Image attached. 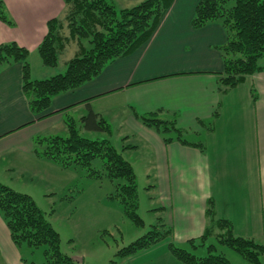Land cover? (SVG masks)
Segmentation results:
<instances>
[{"label":"crops","instance_id":"1","mask_svg":"<svg viewBox=\"0 0 264 264\" xmlns=\"http://www.w3.org/2000/svg\"><path fill=\"white\" fill-rule=\"evenodd\" d=\"M4 1L15 26L0 20V44L16 41L32 57L47 33L48 20L61 14L64 2ZM198 1L173 0L147 43L108 63L93 80L56 95L51 114L44 118L38 119L29 109L22 90V64L2 68L0 181L12 183L19 173L20 179L66 186L70 168L39 157L36 138L47 136L48 128L66 123L67 117L79 119L90 106L108 120L112 133L118 120L122 149L142 150L148 189L157 192L161 219L172 229L171 241L199 238L209 226L207 206L212 200L216 217L229 219L235 234L264 243V72L230 89L221 88L220 46L227 34L219 21L192 26ZM46 67L42 63L46 72L35 78L55 74ZM32 69L31 65V74ZM156 111L163 117L175 116L181 128H192L199 139L190 142L202 145L176 139L166 143L137 116ZM7 237L0 219V238ZM167 249L156 264H182ZM2 262L7 263L4 257Z\"/></svg>","mask_w":264,"mask_h":264},{"label":"trees","instance_id":"2","mask_svg":"<svg viewBox=\"0 0 264 264\" xmlns=\"http://www.w3.org/2000/svg\"><path fill=\"white\" fill-rule=\"evenodd\" d=\"M59 16L47 22V33L38 45L37 52L44 65L56 67L61 54L74 45L75 53L66 61V69L45 78L31 75V52L16 41L0 44V70L14 63L22 64V90L30 111L38 119L49 113L52 99L63 92L96 78L113 60L129 55L147 43L157 30L173 0H141L131 7L117 8L112 0H63ZM0 20L15 26L4 0H0ZM219 21L227 38L220 46L224 60L220 72V85L230 89L257 72H264V0H199L192 26L202 28ZM88 104V103H87ZM89 106V104H88ZM136 113V112H135ZM137 116L148 127L156 130L166 143L179 140L192 143L183 137V128L173 117H161L158 111ZM67 135H48L36 138L35 153L62 168L82 167L87 176H106L116 180V191L110 198L117 199L125 215L137 226H144L140 216L138 178L131 161L125 158L111 142V124L90 106L88 113L79 119L67 117ZM100 132L103 137H92L82 131ZM174 131V134H170ZM126 147V146H124ZM99 159L102 169L93 161ZM70 197V196H69ZM67 197V198H69ZM0 214L6 222L12 241L19 247H44L46 260L28 264H77L61 250V237L46 212L28 193L20 192L0 181ZM213 201L207 206L209 226L199 238L188 242L193 248L204 246L208 239L226 245L239 253L248 264H264V243L252 237L237 235L229 219L217 218ZM172 229L163 220L117 255L127 257L141 249L167 241L173 257L182 264H232L224 253L215 252L214 243L207 246L205 255H197L171 241ZM197 242L199 244H197Z\"/></svg>","mask_w":264,"mask_h":264},{"label":"rangeland","instance_id":"3","mask_svg":"<svg viewBox=\"0 0 264 264\" xmlns=\"http://www.w3.org/2000/svg\"><path fill=\"white\" fill-rule=\"evenodd\" d=\"M117 8L131 7L141 0H112ZM74 45H70L61 54L58 65L55 68L46 67L53 73H62L66 69V61L75 53ZM33 67L32 77L42 76L45 69H41V58L38 52L30 57ZM43 68V67H42ZM162 117V116H161ZM189 128V127H188ZM187 127L183 128V137L189 141H197L199 137ZM45 135H67V126L59 122L48 128ZM95 134L94 132H92ZM82 134H87L84 130ZM174 134V131L172 133ZM122 127L118 120L114 123L113 133L110 135L111 142L124 153V139L121 138ZM44 136V135H43ZM134 141V140H133ZM129 142L133 144L134 142ZM126 152V151H125ZM125 158L134 163L138 174L139 214L143 218L144 226H137L124 213L122 204L110 198L116 191V180L112 181L105 175L100 178L87 176L86 169L71 167L67 177L71 180L66 186H53L39 179L24 180L17 178L9 186L17 191L31 195L37 205L46 212L61 237V250L72 258L78 257L77 264H141L150 262L156 264L164 259L167 242H160L154 246L144 248L127 257H120L117 252L122 247L129 245L137 238L143 236L153 228V225L161 221L158 209L159 201L157 192L148 189L149 181L144 172L145 161L142 150L138 153L133 151L124 153ZM96 169H102L99 159L93 161ZM61 179V178H60ZM64 179V178H62ZM70 196V197H69ZM69 197V198H67ZM4 222L8 237L0 238V264L2 257L7 261L5 264H28L30 262L42 263L46 260L44 247L30 248L26 244L19 247L11 240V236L5 220ZM177 243V242H176ZM214 243L217 253H225L232 264H248L239 253L232 248L216 242L210 238L204 246L193 248L188 241L178 243L179 246L194 251L197 255H205L207 246ZM197 244H199L197 242Z\"/></svg>","mask_w":264,"mask_h":264},{"label":"water","instance_id":"4","mask_svg":"<svg viewBox=\"0 0 264 264\" xmlns=\"http://www.w3.org/2000/svg\"><path fill=\"white\" fill-rule=\"evenodd\" d=\"M75 259H77V258H75Z\"/></svg>","mask_w":264,"mask_h":264}]
</instances>
